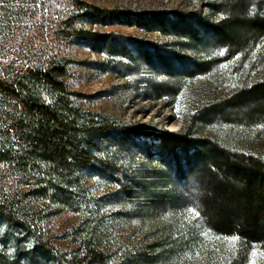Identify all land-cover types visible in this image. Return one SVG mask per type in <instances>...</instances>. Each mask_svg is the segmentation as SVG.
I'll return each mask as SVG.
<instances>
[{
  "label": "rangeland",
  "instance_id": "obj_1",
  "mask_svg": "<svg viewBox=\"0 0 264 264\" xmlns=\"http://www.w3.org/2000/svg\"><path fill=\"white\" fill-rule=\"evenodd\" d=\"M81 1L118 13L80 16L83 21L74 26L81 34L63 39L54 28L66 19L64 12L72 10L64 0H0V64L65 66V82L69 92L79 96L77 104L125 130L96 138L93 151L102 163L76 173L85 214L39 198L24 200L23 212L44 237L71 249L74 239L67 235L78 226L92 230L101 244L103 264H204V256L181 249L173 226L178 218L169 225L167 205L150 207L146 199L151 187L162 194L159 178H165L169 189L173 182L182 188L186 217L192 222L198 216V174L191 176L189 169L195 161L188 165L182 152L165 148L156 136L165 131L183 135L191 124L196 139L236 144L264 159V116L246 123L201 121L208 107L264 78V59L237 57L212 33L200 48L176 37L166 19L197 12L207 18L204 0ZM189 27L196 31L194 25ZM164 58L212 62L210 74L192 78L178 73L175 78L162 67ZM25 191L0 166V196ZM170 236L172 246L167 243ZM31 241L0 220V264H49L34 256Z\"/></svg>",
  "mask_w": 264,
  "mask_h": 264
},
{
  "label": "trees",
  "instance_id": "obj_2",
  "mask_svg": "<svg viewBox=\"0 0 264 264\" xmlns=\"http://www.w3.org/2000/svg\"><path fill=\"white\" fill-rule=\"evenodd\" d=\"M64 1L72 10L64 12L66 19L54 28V34L63 39L81 34L74 26L83 21L80 16L103 18L118 13L81 0ZM204 1L207 18L197 12L175 16L174 21L166 19L176 37H185L200 48L212 33L237 57L264 59V0ZM190 24L195 32H190ZM211 64L164 58L162 67L175 78L178 73L194 78L210 74ZM66 76V67L54 62L45 66L0 64V166L26 190L0 196V220L18 233L25 232L32 240L34 256L49 264H103L101 244L92 230L78 226L67 235V239H74L71 249L44 237L23 212L24 200L39 198L85 214L81 203L85 198L78 196L82 187L76 173L102 163L93 151L96 138L111 130L125 131L77 104L79 96L69 92ZM204 111V124L255 121L264 116V78L241 86L236 94ZM193 129L190 124L183 135L165 131L156 137L165 148L182 152L188 165L195 161L189 169L191 176L194 171L198 174L199 215L191 222L183 210L182 188L173 182L169 189L168 180L161 177L162 194L158 195L155 187L145 193L150 207L162 202L167 205L169 225L178 218L173 226L181 249L204 256V264H264V159L236 144L196 139ZM18 241H14L16 246ZM173 242L172 236L167 238L168 245Z\"/></svg>",
  "mask_w": 264,
  "mask_h": 264
},
{
  "label": "snow or ice",
  "instance_id": "obj_3",
  "mask_svg": "<svg viewBox=\"0 0 264 264\" xmlns=\"http://www.w3.org/2000/svg\"><path fill=\"white\" fill-rule=\"evenodd\" d=\"M196 215H199V213L197 212Z\"/></svg>",
  "mask_w": 264,
  "mask_h": 264
}]
</instances>
